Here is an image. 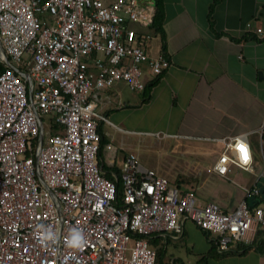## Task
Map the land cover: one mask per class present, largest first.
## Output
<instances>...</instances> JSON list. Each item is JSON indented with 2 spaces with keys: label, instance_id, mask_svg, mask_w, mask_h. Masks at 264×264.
<instances>
[{
  "label": "built area",
  "instance_id": "2783aa9c",
  "mask_svg": "<svg viewBox=\"0 0 264 264\" xmlns=\"http://www.w3.org/2000/svg\"><path fill=\"white\" fill-rule=\"evenodd\" d=\"M157 13L156 3L138 0H0V43L13 65L1 59L7 68L0 75V264H159L150 239L182 234L186 221L214 235L219 253L264 230L257 203L264 171L243 187L238 207L225 211L198 202L194 190L145 168L134 154L120 177L113 171L107 177L100 164L101 124L129 132L99 111L100 92L124 82L144 93L147 73L152 81L171 67L148 52ZM50 114L60 130L51 126L46 136L42 116ZM144 134L218 146L209 171L222 178L234 169L252 173L259 153L243 136L252 152L244 166L240 136ZM258 134L264 160V125ZM114 149L108 144L105 151ZM38 224L51 225L58 240L39 243ZM73 226L87 237L79 249L65 244Z\"/></svg>",
  "mask_w": 264,
  "mask_h": 264
},
{
  "label": "crops",
  "instance_id": "0c3cea01",
  "mask_svg": "<svg viewBox=\"0 0 264 264\" xmlns=\"http://www.w3.org/2000/svg\"><path fill=\"white\" fill-rule=\"evenodd\" d=\"M138 1L154 2L160 10L162 31L151 30L148 52L151 46L149 54L165 56L171 67L152 81L147 73L144 93L131 95L125 92L127 84L121 82L100 92L99 111L117 120L120 126L110 120L116 126L141 134L161 132L202 138L246 134L257 153L258 132L264 125V33L257 32L259 28L264 30V1ZM173 140L174 149L184 148L185 154H194L197 147L204 145L209 147L208 154L216 158L219 150L208 142ZM104 153L112 158L109 151ZM118 154L113 155L114 166L104 160L111 170L118 167ZM236 170L239 169L233 173ZM230 175L224 179L230 180ZM244 198L245 194L238 205ZM222 207L233 211L238 206L233 210ZM259 231L250 243L234 244L228 254H218L207 264H264V230ZM190 233L205 242V254L200 259L208 256L215 236L186 221L182 234L164 233L151 239V246L162 250L159 264H185L181 258L166 257L163 252L172 243L185 238L191 241ZM191 245L195 248L196 244ZM249 246L252 248L241 254Z\"/></svg>",
  "mask_w": 264,
  "mask_h": 264
},
{
  "label": "rangeland",
  "instance_id": "374dc122",
  "mask_svg": "<svg viewBox=\"0 0 264 264\" xmlns=\"http://www.w3.org/2000/svg\"><path fill=\"white\" fill-rule=\"evenodd\" d=\"M151 49L150 46L149 53H151ZM125 92L133 94L128 85ZM106 117L112 122L120 124L113 117L109 115H106ZM42 119L45 124L46 136H48L50 127L55 124L56 116L53 114L43 115ZM101 129L108 141H111L112 145L115 146L114 151L110 152L112 158H108L105 153V160L109 162L110 166H114L115 159L113 160V155L116 153H119L116 159V165L119 168L123 165L124 157L134 154L145 168L155 170L167 177L172 183L180 184L184 189L194 190L198 196V202L203 205L215 202L227 207L229 210H233L242 199L243 186L246 188L251 187L257 177L264 171V160L260 151L256 154V164L252 173L236 170L230 175L231 179L227 180L209 171L216 160L215 157L208 154L207 149L209 147L199 146L195 149L194 154H185L184 148L174 149L176 142L171 138H158L157 136L133 131L127 133L106 123L101 124ZM123 129L127 131V128L123 127ZM259 143L257 144L258 150ZM260 205L264 207L263 197ZM190 238L191 241L185 238L182 242L172 243L168 250L166 249L163 252V255L166 257L177 256L185 264L199 262L201 260L200 256L205 254L202 253L206 247L205 242L200 241L199 238L201 237L199 235L193 236L190 233ZM192 242L196 244L195 248L191 245ZM218 254L220 255L215 250L210 253L209 257L213 259Z\"/></svg>",
  "mask_w": 264,
  "mask_h": 264
},
{
  "label": "clouds",
  "instance_id": "9594fccd",
  "mask_svg": "<svg viewBox=\"0 0 264 264\" xmlns=\"http://www.w3.org/2000/svg\"><path fill=\"white\" fill-rule=\"evenodd\" d=\"M246 134H241L239 139V151L241 155V163L244 166H247L252 158V152L250 146L244 141L243 136ZM35 235L38 237V242L42 245H49L50 243H55L59 235L53 230L51 225L38 224L35 226ZM87 242V237L84 234V231L81 228L73 226L68 233V236L65 238V244L67 247L72 249H79L84 246Z\"/></svg>",
  "mask_w": 264,
  "mask_h": 264
},
{
  "label": "trees",
  "instance_id": "16d2710c",
  "mask_svg": "<svg viewBox=\"0 0 264 264\" xmlns=\"http://www.w3.org/2000/svg\"><path fill=\"white\" fill-rule=\"evenodd\" d=\"M162 22H163V17L160 13V10H158V13H157V16H156V20H155V26L154 28H156V30L158 32H161L162 31ZM6 65L2 62L1 60V57H0V75L6 70ZM60 130V127H58L56 124H54L52 126V130L51 132L55 133V132H58ZM100 133H101V136H102V141H101V147H100V153H99V160H100V164L102 165V168L103 170L106 172L107 174V177L109 178H113L112 175H111V171L115 172L119 177H120V174H121V170L119 167H114L115 169L111 170V168H108L106 163L104 162L105 160V148L106 146L108 145V139L106 138V136L104 135L102 129L100 128ZM175 185L179 186L180 188H182V186L180 184H176ZM118 189H119V193L121 194L122 193V183L119 182L118 183ZM262 197L263 195L259 198V200L257 201L258 204H261V201H262ZM260 232V231H259ZM208 233V232H207ZM209 234V233H208ZM150 243H151V239H150ZM212 248H211V252L212 251H215L217 250V246L215 244V242H212ZM152 245V244H151ZM252 247H245L243 249V251L241 252V254H244L246 252H248ZM210 252V253H211ZM210 253L208 256L206 257H203L198 263L196 264H207L208 263V260H209V256H210ZM229 251L225 252V253H222L220 255H223L225 256L226 254H228ZM162 254V250H157V255H158V262L160 260V255Z\"/></svg>",
  "mask_w": 264,
  "mask_h": 264
},
{
  "label": "water",
  "instance_id": "95a60500",
  "mask_svg": "<svg viewBox=\"0 0 264 264\" xmlns=\"http://www.w3.org/2000/svg\"><path fill=\"white\" fill-rule=\"evenodd\" d=\"M261 1H264V0H261ZM0 57L9 67H13V65L9 61L8 57L6 56V53H5L4 48H3L1 43H0ZM19 74L27 77L26 73H23V72L19 71ZM41 125H42V122H41ZM43 138H44V135H43V132H42L41 136H40V139L43 140ZM258 186L260 187L261 193H262L263 198H264V177L260 178V180L258 182ZM249 204H250L251 207H253L255 205L254 200L253 199H249Z\"/></svg>",
  "mask_w": 264,
  "mask_h": 264
}]
</instances>
